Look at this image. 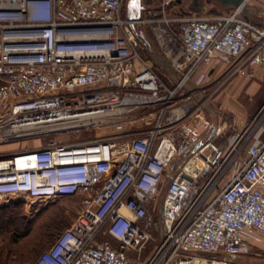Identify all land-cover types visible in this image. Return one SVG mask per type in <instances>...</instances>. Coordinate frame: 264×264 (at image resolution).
<instances>
[{"label":"built area","instance_id":"obj_1","mask_svg":"<svg viewBox=\"0 0 264 264\" xmlns=\"http://www.w3.org/2000/svg\"><path fill=\"white\" fill-rule=\"evenodd\" d=\"M178 1L147 0L132 18L128 0H0V208L80 199L32 264L264 254V138L246 146L248 124L229 147L201 143L200 99L215 58L229 65L221 86L259 77L264 26L246 16L249 0L217 14ZM153 48L171 74L144 55ZM155 214L162 239L143 256Z\"/></svg>","mask_w":264,"mask_h":264},{"label":"rangeland","instance_id":"obj_2","mask_svg":"<svg viewBox=\"0 0 264 264\" xmlns=\"http://www.w3.org/2000/svg\"><path fill=\"white\" fill-rule=\"evenodd\" d=\"M200 1L202 3H205L207 7L206 10L203 11L205 13L217 14L226 12L235 7L234 5H224L219 0ZM190 3V0H179L176 5V9L183 13H190V11H192ZM147 7V0H128L124 9V14L132 18H140L146 15ZM247 8L249 11H253L255 9L260 10L261 14L259 16V19L254 18V15L249 17L254 22L263 20V24H261L264 25V0H249ZM135 31L139 34H147L146 29L143 26H135ZM149 39L151 38L149 37ZM144 55L154 64L155 67L160 70L161 73L171 74L168 65L156 58L157 55H159V51L156 48H153V50L146 49L144 51ZM216 76L219 75L215 73L211 75L208 82H206V91L200 97L203 103L202 116L210 119L211 121H216L217 124H223L222 127H224L223 129L226 133L232 132L234 128L241 129L242 127H230L231 124L229 118L232 115V111L227 108V106L223 102V98L227 99L228 97H230L229 99L231 100L232 97L230 95L232 94V89L239 81L247 85L252 82L236 76L221 86L220 84L223 81L225 75H220L219 78H215ZM244 96V94H241L238 96H234L233 98L237 103L242 101L244 99ZM235 97L237 99H235ZM251 98L252 97H249V99H247L246 101L245 106L247 108L245 112H248V106L251 105ZM261 106L262 98L257 97V102L251 109V113H258ZM263 113L264 111L261 113V115ZM225 122L228 123L225 125ZM253 128L254 126L251 127L250 131H252ZM26 144L27 142H23L20 146L25 147ZM30 144H33V142H30ZM13 146L14 145L6 146V149L11 150V148L14 149L18 145L16 144L15 147ZM245 149L243 150V152L245 151ZM79 200L80 199L78 198H65L54 201L52 203H25V205L20 208L19 212H21L22 216L26 219L24 227H26V225L31 226L30 229H32V232H30V235L25 236L19 241L17 240L16 236L18 234L23 235V233L26 231L24 228L15 229L5 227V229L0 230V248L2 247L1 245H3V241L8 238V235L14 236L13 241L10 244V249L14 252L23 251L25 252V254L24 256L18 255L15 257V253H13V255H11L9 258L6 257L1 264H32L45 250L51 247L52 243L56 240L57 236L62 231L69 228L76 221ZM13 212L18 213V210H13ZM161 239L162 225L158 214H155V219L152 227V237L144 250L143 256H147L161 241ZM235 261L242 264H264V254L260 251H254L250 255L244 257H236Z\"/></svg>","mask_w":264,"mask_h":264},{"label":"crops","instance_id":"obj_3","mask_svg":"<svg viewBox=\"0 0 264 264\" xmlns=\"http://www.w3.org/2000/svg\"><path fill=\"white\" fill-rule=\"evenodd\" d=\"M205 5V3H204ZM190 7H191V3H190ZM206 5H205V9L203 11L206 10ZM191 10H193L191 8ZM201 11V12H203ZM205 13V12H204ZM246 16L248 18H250L249 16H253L254 18H258L261 14L260 10H253V11H249L247 13H245ZM260 22V23H258ZM259 25L263 24V20H258ZM262 23V24H261ZM229 65L227 63H225L224 61H221L218 58H215L213 63L206 67V71L208 72V78L207 81L210 79L211 75L218 74L219 76H224L227 73V69H228ZM259 74V77L257 79H253L250 80L246 77L243 76H239L241 78H244L245 80L252 82L249 85L239 81L235 87H233L232 89V94L230 95L232 98L234 96H238L241 94H244V99L240 102H235L234 98L231 100L229 99L230 97L223 98V102L225 103V105L227 106V108L229 110L232 111V115L229 118L230 124L232 125V127H242L241 129L238 128H234V130L232 132L226 133L224 131V127H222L223 124H218V128L220 127L222 130L221 132H217L215 135H213L211 137L212 140H214L220 147H229L233 137L236 135V133L238 131H242L248 124H251V127L254 126L253 130L247 132L246 136H245V144L246 146H248L250 143H252L253 141H255L257 139V137L260 138H264V113L261 115V113L264 111V69L257 67L256 68ZM219 76H216L215 78H219ZM243 96V95H242ZM249 97L251 98L250 101V106H248V112L246 111V101L247 99H249ZM257 97H261L262 98V106L260 107L258 113L256 114H252L251 113V109L253 108V106L256 104L257 102ZM243 98V97H242ZM235 99H237L235 97ZM250 109V111H249ZM210 120V119H209ZM211 124L212 121L210 120ZM228 122H225V125ZM210 129L208 131H204L202 130V138L207 137L208 133H209Z\"/></svg>","mask_w":264,"mask_h":264},{"label":"trees","instance_id":"obj_4","mask_svg":"<svg viewBox=\"0 0 264 264\" xmlns=\"http://www.w3.org/2000/svg\"><path fill=\"white\" fill-rule=\"evenodd\" d=\"M24 205H25L24 203H17V204H9V205H6V206L0 208V230L5 229V227H7V228H15V229L24 228L26 230L23 233V235L18 234L16 236L17 240H19V241L22 238H24L25 236L30 235V232H32V229H30V227H31L30 225L29 226L26 225V227H24L26 219L22 216L21 212H19L20 208H22ZM13 210H18V213L13 212ZM59 235L57 236L56 240L58 239ZM13 237L14 236H9L8 235V238H6L5 240L6 241H11V240L13 241ZM13 253H15V257L18 256V255L19 256L20 255L24 256V254H25V252H23V251L14 252L13 250L10 249V245H8V247H6V248H0V264L3 263V260L6 257L9 258L11 255H13Z\"/></svg>","mask_w":264,"mask_h":264},{"label":"water","instance_id":"obj_5","mask_svg":"<svg viewBox=\"0 0 264 264\" xmlns=\"http://www.w3.org/2000/svg\"><path fill=\"white\" fill-rule=\"evenodd\" d=\"M191 1V8L195 11L201 12L205 9L204 3H202L200 0H190ZM224 5H239L243 0H219ZM248 12V8H246L245 13ZM145 41V40H144ZM160 59V58H159ZM218 130V124L216 121H212L210 131L207 135V137H204L201 139V143H204L211 139L213 135L217 133Z\"/></svg>","mask_w":264,"mask_h":264},{"label":"flooded vegetation","instance_id":"obj_6","mask_svg":"<svg viewBox=\"0 0 264 264\" xmlns=\"http://www.w3.org/2000/svg\"><path fill=\"white\" fill-rule=\"evenodd\" d=\"M17 203H24L25 204V202L24 201H14V202H12V203H10V204H17ZM12 243V240L11 241H3V245H1V246H3V247H1V248H6V247H8V245H10Z\"/></svg>","mask_w":264,"mask_h":264}]
</instances>
